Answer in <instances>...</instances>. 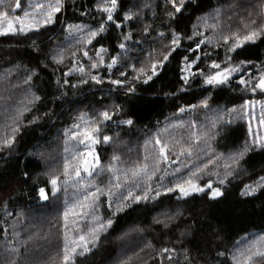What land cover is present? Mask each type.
<instances>
[{
  "label": "trees",
  "instance_id": "trees-1",
  "mask_svg": "<svg viewBox=\"0 0 264 264\" xmlns=\"http://www.w3.org/2000/svg\"><path fill=\"white\" fill-rule=\"evenodd\" d=\"M30 1L21 0L22 7L26 9ZM96 3L97 0H75L73 5L72 0H67L66 10L62 11L58 22L50 28L42 29L40 33H30L27 37H0V129L6 122H10L8 118L15 114L16 108L23 106L21 102L26 103V97L31 98L33 94L41 99L30 106L32 111L26 113V118L49 111L53 113L51 118L45 117L39 124L24 128L18 136L16 150L11 154L0 153V249L4 244L5 224L9 228V239H12L11 225L17 221L19 223L16 230L21 233V239L31 232L45 233L48 240L36 241L37 247L30 249L27 254L31 264H43L49 255L55 254L59 239L57 229L63 223L58 220V212H62L63 207L61 204L58 210L41 206L35 188L46 180L41 175L46 160L30 153L43 151L50 158H54L57 152L62 153L63 130L73 123L80 112H94L104 105L120 103L124 105L125 114L116 119L134 120L132 127L112 124L104 129V132L117 141L115 144L98 146L101 159L107 164L114 150L126 161L135 160L138 150L143 154L144 140L166 126L172 136L179 139L183 135V139L188 140L187 122L195 118L201 124L207 123L205 112L197 109L187 115L178 116V109L190 103H198L204 97L211 96L209 103L213 110L238 106L244 98L264 103V95L241 93L235 78L230 85L213 89L203 88L202 80L197 77L191 87L180 92L183 83L179 79L180 57L187 54L185 49L190 43L187 40L158 77L147 85L136 84L138 91L132 97L125 96L122 91H113V86L107 83V72L104 69L99 70L100 75L105 76V83L102 85H94L89 81L87 85H80L75 89L70 85L62 87L65 79L63 72L71 67L70 57L65 60L64 65H57L53 63L51 56L58 50V46L66 43L64 28L68 24L98 25L100 16L95 9ZM120 5L118 19H122L123 12L128 9L138 13L123 29L124 33H132L134 41H141L139 45L131 46V59L127 63H142L149 51L163 47L159 40H153L157 31H165L170 36L167 12L171 10V6L166 0H120ZM259 7L260 0H190L183 14L171 22L172 28L191 35L193 26L201 24L198 18L214 15L215 10L220 8L225 31L229 24L235 30L237 27L243 28L242 20L248 11ZM81 10L85 12L84 15H81ZM17 14L22 15L23 12L18 10ZM146 25L151 26L150 35L144 38L143 30ZM202 30L206 35L213 34L211 29ZM119 34L113 25L100 43L115 49ZM166 42L165 40L164 43ZM202 48L213 53L210 58H204L201 54L198 63V67L207 72L209 59L223 60L225 51L221 47L217 55L215 45ZM90 54L94 55V52ZM112 54L116 52L113 51ZM191 58H195V55ZM234 58L236 61L247 59L256 63L264 62V40H258L254 45H246ZM141 63H137V67ZM122 70L132 74L130 69ZM251 71L256 73L257 70L252 67ZM32 73L35 75L32 76L29 87L24 81ZM115 78H120L118 72ZM68 79L71 83H76L80 76L74 74ZM61 92H67V95L56 99ZM261 103L255 107L257 120L251 122V127L253 134L264 136V128L258 124ZM208 115L211 116L212 113L209 112ZM179 120L185 121L184 126L172 127ZM248 127L247 120H234L231 125L223 127L218 136L209 140V144L217 154L226 158L229 154L242 150L246 142L251 144ZM201 149L202 156L206 158L208 153L203 144ZM223 163L224 160L221 159V173ZM24 173H28L30 177L27 183L24 182ZM260 176H264V150L253 149L240 162L235 175L229 178L225 196L219 202L199 196L187 202L177 201L174 196H162L156 202L133 205V208L115 218L116 223L107 233L102 234L92 253L79 258L81 264H122L124 261L128 264H169L166 259L162 261L159 255V249L164 247L176 249L173 255L177 259L172 264H185V253L194 259L195 264H233L231 255L236 251L237 245L244 246V237L264 235V189L254 196L240 194L245 184H254ZM209 178L216 179L215 176H206L202 182ZM97 179L101 186L108 182L107 174ZM60 199L62 202L63 193L60 194ZM101 212L105 217L110 215L106 203ZM169 216L174 218L168 220ZM157 219L168 223L169 227L165 228L163 223H156ZM219 252H224V256L219 257ZM21 264H25L23 258Z\"/></svg>",
  "mask_w": 264,
  "mask_h": 264
},
{
  "label": "snow or ice",
  "instance_id": "snow-or-ice-1",
  "mask_svg": "<svg viewBox=\"0 0 264 264\" xmlns=\"http://www.w3.org/2000/svg\"><path fill=\"white\" fill-rule=\"evenodd\" d=\"M189 2L190 0H166L171 6V10L167 12L170 36L165 31H157L153 40H159L163 47L149 51L144 62L129 64L127 60L131 59V46L139 45L141 41H134L132 33H124L123 29L138 13L128 9L123 12L122 19H118L120 0H97L95 9L100 16L98 25L68 24L64 28L66 43L58 46V50L51 56L53 63L57 65H64L65 60L70 57L71 67H67L63 72L65 79L62 87L70 85L75 89L80 85H87L89 81L94 85H102L105 83V76L100 75L99 70L104 69L107 72V83L113 86L112 90L117 93L122 91L125 96L132 97L138 91L136 84L147 85L158 77L187 40L190 42L185 49L187 54L180 57L179 79L183 82L180 92L191 87L197 77L202 80L203 88L213 89L230 85L235 78L241 93L264 95V62L256 63L247 59L236 61L234 58L246 45H254L258 40H264V0H260L258 9L253 8L247 12L242 20L243 28L237 27L234 30L229 24L225 31L222 9L217 8L214 15L198 18L201 24L194 25L192 34L186 35L172 28L171 22L183 14ZM72 3L75 5V0H72ZM66 7L67 0H37L35 3H29L26 9L22 7L21 0H0V37H27L30 33H40L42 29H48L57 23L59 15ZM18 10L23 14H17ZM84 14L81 10V15ZM113 25L120 33L115 49L100 43ZM150 27H144V38L150 35ZM202 29H211L213 34L206 35ZM213 45L217 49V55L218 50L223 47L225 56L223 60L209 59V71L206 72L198 67L201 54L204 58H210L213 53L205 51L202 46ZM113 51L116 54L113 55ZM91 52H94V55L90 54ZM193 54L195 58H191ZM137 63H141V66L137 67ZM252 67L256 68V73L251 71ZM122 69H130L132 74ZM116 72L119 73V79L115 78ZM74 74H79L80 79L71 83L68 77ZM33 75L35 73L27 76L24 81L29 87ZM66 95L67 92H61L56 99ZM40 99L41 97L35 94L31 98L26 97L27 102L22 101L23 106L17 107L15 114L8 118L10 122H6L0 129V153L11 154L16 150L18 136L24 128L39 124L45 117L51 118L53 113L50 111L35 114L30 119L26 118V113L32 111L30 106ZM210 99L211 96L204 97L198 103H190L178 109V116L187 115L197 109H203L205 112L207 123L201 124L195 118L187 122L188 140H184L183 135L179 139L172 136L166 126L144 140L143 154L138 150L135 160L126 161L114 150L110 161L104 164L98 150L99 145L117 143L110 134L104 132L105 128L112 124L132 127L135 123L131 118L116 119L125 114L124 105L120 103L104 105L94 112H80L73 123L64 128L63 152H57L54 158H50L43 151L30 153L46 160L44 171L41 173L46 180L35 188L41 206L58 210L61 204L63 207L62 212H58V220L63 223L57 229V250L55 254L49 255L43 264H81L79 258L92 253L102 234L107 233L116 223L115 218L133 208V205L156 202L162 196H174L177 201L185 202L199 196L219 202L225 196L229 178L235 175L245 155L253 149L264 150V136L253 134L251 127V122L257 120L254 110L260 101L244 98L238 106L213 110ZM209 112L212 113L211 116L208 115ZM234 120L248 121L252 142H246L242 150L224 158L212 149L209 140L218 136L220 130L226 125H231ZM184 124L185 121L179 120L178 124L172 127H183ZM258 124L264 128V103H261ZM201 144L207 150L206 158L202 156ZM221 159L224 160L222 173L219 170ZM105 174L108 176V182L101 186L97 178ZM206 176H215L216 179L209 178L202 182ZM24 177V182L27 183L30 179L28 173H24ZM262 189L264 176H260L254 184H245L240 194L254 196ZM61 193L64 194L62 202ZM105 203L110 213L107 217L101 212ZM173 218L169 216L168 220ZM155 222L163 223L165 228L169 227L168 223L158 219ZM18 223L19 221L11 225L12 239L8 238V225L3 227L4 244L0 249V264H21L22 258L25 264H31L27 255L30 249L37 247L36 241L48 240V235L39 231L31 232L21 239V233L16 230ZM175 252L174 248L159 249L162 261L166 259L169 264L177 259L173 255ZM217 255L223 257L224 252ZM183 259L185 264H195L194 259L187 253ZM231 259L233 264H264V235L245 241L243 247L237 245ZM122 264L128 262L124 261Z\"/></svg>",
  "mask_w": 264,
  "mask_h": 264
},
{
  "label": "rangeland",
  "instance_id": "rangeland-1",
  "mask_svg": "<svg viewBox=\"0 0 264 264\" xmlns=\"http://www.w3.org/2000/svg\"><path fill=\"white\" fill-rule=\"evenodd\" d=\"M35 2H37V0H31L29 3H35ZM256 237H258L257 235H250V236H246V237H244L243 238V242H245V241H250L251 239H253V238H256Z\"/></svg>",
  "mask_w": 264,
  "mask_h": 264
}]
</instances>
